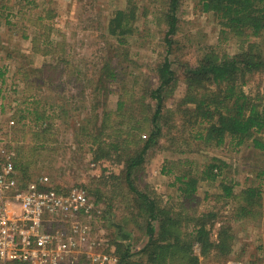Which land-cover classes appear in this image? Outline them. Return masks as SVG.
<instances>
[{"label":"rangeland","instance_id":"rangeland-1","mask_svg":"<svg viewBox=\"0 0 264 264\" xmlns=\"http://www.w3.org/2000/svg\"><path fill=\"white\" fill-rule=\"evenodd\" d=\"M202 2L178 0L167 54L169 0H0V124L17 178L83 188L100 209L94 230L115 264H181L172 251L163 263L148 261L149 217L135 191L161 211L154 237L166 230L190 243L197 264H264V150L252 142L261 134L239 146L197 137L196 102L209 88L184 77L208 51L234 56L251 44L264 55V30L234 32ZM118 10L128 22L120 36L110 31ZM166 54L175 78L163 94L161 130L129 170L153 129L150 93ZM237 85L264 108V70ZM211 163L213 179L204 174ZM183 174L198 178L192 196L178 189ZM250 187L260 193L253 202ZM202 214L204 244L191 235Z\"/></svg>","mask_w":264,"mask_h":264},{"label":"trees","instance_id":"trees-1","mask_svg":"<svg viewBox=\"0 0 264 264\" xmlns=\"http://www.w3.org/2000/svg\"><path fill=\"white\" fill-rule=\"evenodd\" d=\"M177 3L178 0H169L166 12L168 23L165 38L167 54L171 51L172 46L169 35L175 29ZM202 9L213 12L219 19L223 20V25H229L230 28L234 29V32L241 33L242 31L246 35H259L264 30V0H203ZM123 17H125L124 11L118 10L111 19L110 31L113 34L120 36L128 30L126 26L128 22L123 23ZM120 41L124 42V38H120ZM252 47L254 46L250 44L243 52L234 56H219L213 51H208L200 59L198 65L184 68V77L189 86L209 88V91L196 102V118L201 127L196 133L200 139L212 140L219 145L226 138H229L232 144L239 146L253 134H261V137L253 136L252 142L255 147L264 150V142L262 141L264 136V108H260L259 101L253 100L237 85L238 82L244 84L248 74L264 70V55L253 51ZM167 54L158 66V85L150 93V96L155 100L151 117L153 129L142 145L139 155L129 163V170L141 162L144 151L161 130L158 120L162 114L163 94L175 78V71ZM216 166L214 163L209 164L204 172L205 176L213 179L216 173L212 169ZM175 179L180 184L178 189L182 195L192 196L196 191L197 177L193 175L189 177L183 174L176 176ZM224 191L225 195L228 196L232 189L230 186H224ZM135 192L144 200L149 217L146 225L149 237L144 246L146 254H148V261L161 260L163 263L166 255L172 251L171 254L176 253L178 255L177 258L181 264H197L198 258L190 250V243L183 242L178 236L171 238L165 235L166 230H161V236L158 238L154 237V227L151 220L157 218L156 213L159 215L161 211L156 209L154 202L148 200L146 195L139 191ZM245 193V198L249 202H253L254 198L260 196L259 191L252 187L247 188ZM205 217V214L196 217V223H194L191 231L193 239L203 244L210 234L205 226L206 223L203 219ZM167 220L175 223L169 217ZM160 223L162 227V221ZM163 256L165 257L162 259Z\"/></svg>","mask_w":264,"mask_h":264},{"label":"built area","instance_id":"built-area-1","mask_svg":"<svg viewBox=\"0 0 264 264\" xmlns=\"http://www.w3.org/2000/svg\"><path fill=\"white\" fill-rule=\"evenodd\" d=\"M0 124V264H115L94 230L100 209L78 186L19 182ZM105 245V244H104Z\"/></svg>","mask_w":264,"mask_h":264}]
</instances>
